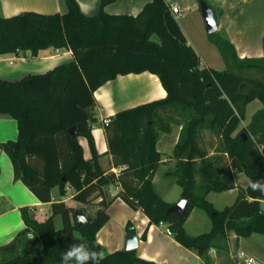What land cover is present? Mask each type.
Returning a JSON list of instances; mask_svg holds the SVG:
<instances>
[{"label":"trees","instance_id":"16d2710c","mask_svg":"<svg viewBox=\"0 0 264 264\" xmlns=\"http://www.w3.org/2000/svg\"><path fill=\"white\" fill-rule=\"evenodd\" d=\"M66 15L21 13L0 16V56L30 53L37 57L48 49L68 50L74 62L45 74L11 82L0 80V116L18 124L16 144L0 148L9 156L16 181H21L43 204L51 205V216L38 222L29 208L21 209L26 230L8 246L0 248V264H61V254L72 244L86 240L90 249L103 251L101 264H155L139 258L136 251L106 253L96 236L109 222L107 213L114 200L105 192L119 185L116 196L134 211H141L151 225H167L171 237L212 264L213 249L227 250L230 233L248 239L264 236V193L241 190L236 203L218 212L208 203L209 193L235 190L233 172L246 174L251 182L264 180V57L241 60L233 45L223 38L212 39L226 71L201 66V59L181 31L165 0H153L137 17L111 16L104 8L117 0H101L98 14H82L77 0H65ZM199 1V0H198ZM256 72L260 78L241 74ZM150 73L167 93L153 101L116 113L105 127L108 151L119 176L105 174L95 150L92 126L99 123L94 94L118 76ZM262 105L244 129H239L246 108ZM182 122L173 154L177 161L172 174L189 200L183 214H167L171 204L155 192L153 180L162 155L157 150L159 129L170 133L173 116ZM76 128L72 138L69 130ZM210 130L220 139V155L227 163L208 158L199 146L200 132ZM88 140L93 153L85 160L78 138ZM17 145V148H15ZM199 179V183H198ZM83 207L90 222L78 230L75 209L63 201L53 202L51 190ZM93 207L89 215L86 208ZM195 208L205 211L211 232L193 237L185 224ZM56 217L62 220L57 229ZM127 231H133L131 226ZM145 239V235L143 236Z\"/></svg>","mask_w":264,"mask_h":264},{"label":"crops","instance_id":"0c3cea01","mask_svg":"<svg viewBox=\"0 0 264 264\" xmlns=\"http://www.w3.org/2000/svg\"><path fill=\"white\" fill-rule=\"evenodd\" d=\"M152 1L117 0L115 3L106 6L104 12L111 16L137 17L145 6L152 3ZM189 1L195 2V0ZM77 2L82 14L87 17L95 16L100 10L101 0H77ZM165 2L170 8L174 6L178 7L183 12L182 15H184V11L180 8L178 0H165ZM206 2L215 10L219 26L218 33L223 34V39H226L233 45L239 59H262L264 57V25L259 31L256 45H244L241 40L244 36L243 33L237 32L235 35L232 33L234 26L243 17L242 13L244 10L242 6L257 2L264 3V0H206ZM25 12L43 15H66L68 8L65 0H0V16L3 18H12ZM176 20L188 41V45L194 49L178 18ZM237 35L238 39H236ZM72 62H74V57L72 52L68 50L48 49L41 51L37 57H32L29 52L21 53L17 56H0V80L16 82L26 76L45 74L61 65ZM139 88L142 93L137 94L133 91V89L137 90ZM166 97L167 93L159 79L150 73L118 76L116 80L107 83L94 94L96 100L94 112L99 119V123L92 126V136L95 142L96 153L100 157V167L106 175L113 173L118 177L120 170L114 167L113 158L109 154L103 121L111 119L118 112L162 100ZM261 109L262 105L253 113H250L247 109L245 119L242 122L246 124L244 125L245 128L251 123L253 116ZM181 129L179 127L176 132H170L163 136L160 135L157 144V150L164 160L154 177L153 184L158 196L171 205L178 203L182 198V190L177 185L175 177L172 176L176 170L177 161L169 159L173 157ZM18 137L17 122L8 116H0V146L16 144ZM78 142L83 149L84 159L87 161L91 160L93 153L88 140L80 137L78 138ZM213 156L214 153L212 151L209 157ZM233 176L237 187L235 190L224 193L211 192L206 197L208 203L218 212L232 207L237 201L239 192L241 190L245 191L249 187L251 180L246 174L234 171ZM120 190L121 187L119 185L113 186V189L111 186L105 188L107 197L111 194L114 202L107 211L110 221L98 232L96 239L97 243L106 249L107 254L120 251V249L114 248L115 245L109 241L108 236L110 234L107 232V228L112 221L111 210L115 204H120L121 208L125 211V217L118 222L122 230L121 243L123 246L125 245L128 234L127 227L131 226L139 239V246L136 250L139 258L155 264H205L195 252L187 250L172 237L168 236L164 229L151 225L149 219L141 211L132 210L120 198H116ZM68 192L70 197L67 203L65 200L59 201H63L67 204V207L73 209L76 206H80L72 200L73 191L69 189ZM51 198L53 202H59L57 200L56 188L51 190ZM260 206L264 212V201H261ZM24 208L31 209L35 217L36 214L44 212V216L39 219L40 221L36 217V220L41 223L51 216V205L40 202L21 181L15 180L13 164L7 153L0 148V248L8 246L20 233L26 230V225L22 220L20 212ZM185 229L190 236H201L211 232L212 221L205 211L195 208L186 221ZM144 235L145 239L143 238ZM259 237L262 239L263 249L253 252L250 250V244ZM263 239L264 236L261 235H253L248 239L237 238L235 233L232 232L227 238V250L219 251L213 249L210 251L209 256L212 264H223L221 262L229 258L232 260L235 252L232 247L236 248L238 252L237 257L240 253H245L250 257H253L252 255L254 254L260 257L264 263Z\"/></svg>","mask_w":264,"mask_h":264},{"label":"rangeland","instance_id":"374dc122","mask_svg":"<svg viewBox=\"0 0 264 264\" xmlns=\"http://www.w3.org/2000/svg\"><path fill=\"white\" fill-rule=\"evenodd\" d=\"M178 2H179L180 8L184 11V15L179 17L178 21L181 24L184 31L186 32L188 36V40L191 42V44H193L195 51L199 55L201 59V66L203 68H209V69H212L218 72L226 71L228 69V66L224 62L217 47L211 41L212 39H215V38H224L223 34L219 32L213 35H208L206 33V27H205L204 20L199 10L198 0H195V2L189 1V0H178ZM242 8L244 10V12L242 13L243 17L237 22L236 26H234V28L232 29V33L235 35L237 34V32H242L244 36L242 37L241 40L244 45H247V44L256 45L259 31L264 25V3L257 2L254 4L253 3L249 4L247 6L243 5ZM238 38L239 37L237 35L236 39ZM239 72L244 75L255 76V77L260 78V76L256 72H253V71H246V70L239 69ZM133 91H135V93L137 94L142 93L140 88L137 90L133 89ZM259 103L260 102L258 101H254L246 108V111L248 109L250 113L255 112L258 109V107L261 105V103L260 104ZM173 118L174 120L171 121L170 123V129H171L170 132H176L178 131V128L181 127L178 123L182 122V119L177 115L176 116L174 115ZM241 124L242 125H240L239 127L240 130L244 129L245 128L244 125H246L245 123H241ZM157 129L161 136L166 134L162 132L159 129V127ZM199 146L201 150L206 152L208 158L217 159L219 162L224 163V164L227 163L228 161L227 156L220 155L222 152V149L220 148L221 144H220V139L217 133L212 132L207 129L202 130L200 132ZM212 151L214 153V156L209 157L210 152ZM169 159L174 160L173 157ZM163 160L164 159H162V161ZM111 188L113 189V186H111ZM118 194L119 192L117 193V195ZM56 195H57L58 201L65 200L66 203H67L68 198L70 197L68 190H67V194L65 196H62L60 194V190L57 187H56ZM108 200L109 201L113 200L111 194L109 195ZM82 209H83L82 206H76L75 208L76 211H79ZM85 210L89 215H92L94 213L93 207H88ZM111 215H112V221L110 222L107 228V232L110 234L108 236V239L112 244L115 245L114 248L123 250L124 246L121 243L122 230L120 229V224L118 222L120 221V219H123L125 217V211L121 208L120 204H115L111 210ZM43 216H44V212H40L36 214L37 220L41 219V217ZM55 224H56V227L62 228V220L60 217H56ZM232 249L233 251H235L234 258L232 260L230 258L223 260L221 263L238 264V259L236 256L238 252L235 247H232ZM262 249H263V243L260 237L257 238V240H255L252 244H250V250L253 252L261 251ZM252 256L256 260L257 264H264L260 257L254 254Z\"/></svg>","mask_w":264,"mask_h":264},{"label":"water","instance_id":"95a60500","mask_svg":"<svg viewBox=\"0 0 264 264\" xmlns=\"http://www.w3.org/2000/svg\"><path fill=\"white\" fill-rule=\"evenodd\" d=\"M199 10L201 16L204 20L206 33L208 35H213L218 33L219 26L216 19L215 10L211 8L205 0H199ZM69 135L74 138L78 135L77 129L72 128L69 130ZM17 148V145H15ZM189 204V200L185 198H181L178 203L171 205L167 211V214H183L186 212L187 206ZM75 223L77 229L80 230L85 227L89 222L90 219L86 216V214L79 210L74 213ZM139 246V239L136 235V232L130 231L128 232L125 240V245L123 251L125 252H132L136 251Z\"/></svg>","mask_w":264,"mask_h":264},{"label":"clouds","instance_id":"9594fccd","mask_svg":"<svg viewBox=\"0 0 264 264\" xmlns=\"http://www.w3.org/2000/svg\"><path fill=\"white\" fill-rule=\"evenodd\" d=\"M252 191L264 193V180H256L249 183ZM61 264H101L105 259L103 251H95L89 248L86 240L70 245L61 254Z\"/></svg>","mask_w":264,"mask_h":264},{"label":"built area","instance_id":"2783aa9c","mask_svg":"<svg viewBox=\"0 0 264 264\" xmlns=\"http://www.w3.org/2000/svg\"><path fill=\"white\" fill-rule=\"evenodd\" d=\"M170 12L175 17V19L181 17L182 16V13H183L178 7H175V6L170 8ZM110 122H111L110 121V118L109 119H105L103 121V126L104 127H108L109 124H110ZM119 173H120V171H119ZM159 227L162 228V229H164L165 230V233L168 236L171 237V231L169 230V228L167 227L166 224L161 223L159 225ZM237 259H238V264H257L256 263V260L253 257H250V256H248L245 253H240L238 255Z\"/></svg>","mask_w":264,"mask_h":264}]
</instances>
